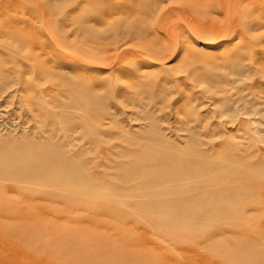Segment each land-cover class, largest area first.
<instances>
[{
    "label": "rangeland",
    "instance_id": "374dc122",
    "mask_svg": "<svg viewBox=\"0 0 264 264\" xmlns=\"http://www.w3.org/2000/svg\"><path fill=\"white\" fill-rule=\"evenodd\" d=\"M56 152L83 197L32 171ZM178 157L231 195L213 215L118 195ZM4 170L0 264H264V0H0Z\"/></svg>",
    "mask_w": 264,
    "mask_h": 264
},
{
    "label": "bare ground",
    "instance_id": "6f19581e",
    "mask_svg": "<svg viewBox=\"0 0 264 264\" xmlns=\"http://www.w3.org/2000/svg\"><path fill=\"white\" fill-rule=\"evenodd\" d=\"M174 155H177V153ZM49 160L52 161L51 166L35 165L32 171L40 172L43 170L44 173H49L51 169L58 171V167H63L65 169L64 171L59 174L58 172H53L52 176H47L46 178H50V182L55 185L60 181L69 183V188L63 190V193L61 191L58 192L63 196L74 197L77 196L75 195L77 193L83 197L86 192L79 193L74 186L83 183L85 179L80 176V174H77V172L74 174L69 172L74 168V160L70 157H66L62 152L54 153L52 157H49ZM163 162L164 164L153 162L139 164L137 162L136 166L125 168L120 174L121 178H128L131 180L130 178L138 179L144 177L147 179L139 182V185H136L137 188H133L129 192H126L125 189L119 190L118 195L123 196L128 194L137 196L141 194L143 197V193L139 191V186L145 185L147 189L157 188L154 192L147 194L148 210L156 214H161L163 217L165 216V219L166 216L172 217L167 219L170 221L175 219L177 222H181L190 217H194L198 220L205 219V217L213 215L212 213L216 211V200L214 198H221L222 200L230 198L231 195L226 193L227 189L225 187L224 189L207 185L206 181L212 178L207 172V175L205 173H200L203 171L197 165L195 158H169L164 159ZM138 165H141L142 170H139L140 167L138 168ZM180 167H183V169H180ZM83 168H85V165ZM143 169L147 170V174L143 173L145 172ZM0 173L1 176H3H0V178L5 180L4 177L7 176L6 171H0ZM92 184L93 185H89L96 190L101 186L100 182L99 185L96 183ZM172 190L174 191L170 194ZM180 193H186L187 196L180 197ZM144 198H146V196H144ZM227 210H229V208L226 209L222 206L219 212L223 214Z\"/></svg>",
    "mask_w": 264,
    "mask_h": 264
}]
</instances>
